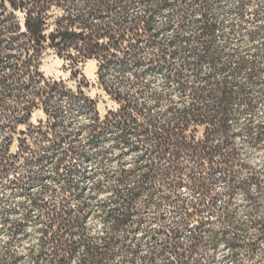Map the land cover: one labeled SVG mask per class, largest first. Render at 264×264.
<instances>
[{
  "label": "trees",
  "instance_id": "obj_1",
  "mask_svg": "<svg viewBox=\"0 0 264 264\" xmlns=\"http://www.w3.org/2000/svg\"><path fill=\"white\" fill-rule=\"evenodd\" d=\"M146 1L145 14L134 16L130 9L135 0H0V177L22 165L24 172L9 179L10 187L40 178L41 173H31V165L54 153L59 154L54 177L67 182L73 173L83 178L88 174L76 162L85 155L72 143L71 133L55 132L64 111L77 110L85 116L75 135L84 134L89 145L98 147L109 137L119 150L112 172L116 186L105 191L97 183L91 193L97 197L107 192L101 206L109 204L98 241L85 231L92 211L80 201L84 187L77 191L62 187L52 204L46 199L51 191L46 186L30 199L31 207L39 209L36 219L41 223L32 264H71L81 247L78 264H133L142 260L139 249L146 242L151 251L143 261L148 264H205L206 247L217 245L209 225V215L218 211V193L213 192L216 174L228 183L220 222L229 221L230 197L236 188L246 192L248 183L259 184L255 173L245 181L235 180V167L246 164L233 146V121L254 107L250 91L242 85L235 90L227 76L218 80L200 74L205 62L213 72L233 73L247 66L245 61L235 64L223 59L214 46L216 26L205 17L209 0ZM184 3L197 5L199 32L190 42L177 35L159 43L155 13ZM184 20L182 15L180 22ZM150 47L155 49L153 54ZM46 49L69 64L74 79L75 72L81 74L82 62L95 60V84L115 106L100 115L95 98L82 89L88 81H78L73 89L62 78L46 77L41 70ZM189 53L193 60L188 59ZM251 68L255 67H250L253 72ZM113 72L118 75L113 77ZM159 72L163 84L150 86L147 78ZM238 103L243 105L241 112L234 108ZM36 109L45 119L35 124L30 120ZM19 125L25 128L18 131ZM252 128L244 130L252 132ZM254 131L255 140L263 139V131ZM16 133L23 137L12 153ZM128 153L134 154L130 165L125 161ZM68 158L76 161L65 164ZM129 179L132 184L126 186ZM71 196L79 203L71 204ZM147 208L157 214L154 222L145 224L142 210ZM30 210L24 207L22 218L8 222L13 236L25 233ZM257 225L262 229L264 220ZM206 230L209 239L202 237ZM240 242L234 238L227 244L234 247ZM258 242L259 235L244 244L253 249ZM23 256L27 254L11 255L14 260Z\"/></svg>",
  "mask_w": 264,
  "mask_h": 264
},
{
  "label": "rangeland",
  "instance_id": "obj_2",
  "mask_svg": "<svg viewBox=\"0 0 264 264\" xmlns=\"http://www.w3.org/2000/svg\"><path fill=\"white\" fill-rule=\"evenodd\" d=\"M146 7H148V1L135 0L130 12L134 16H141L145 14ZM241 12H244V15H241ZM182 15L185 17L184 22H180ZM205 17L216 26L214 46L222 51L223 59H230L235 64L245 61L247 64L242 70L229 73L228 71L213 72L211 65L205 62L201 66L200 74L211 75V77L213 75L212 78L218 80L227 76L234 84L235 90H237L236 85H242L250 91V98L254 102V107L250 111L242 113L243 105L241 103L234 106L241 113L233 121V146L238 157L246 164V166L235 167V180L237 183L245 181L251 173H255L259 178L258 186L253 183L247 184L246 192L240 188L234 190L230 197L229 221L220 222L219 216L226 200L224 193L228 188V183L219 177V173L216 174L213 192L218 193L216 201L218 211L209 215V225L211 231L215 233L217 245L215 248L206 247L209 259L205 264H264V227L258 229V225L254 226L258 221L264 220V137L261 140L254 138L255 129L258 132H264V0H209ZM200 24V11L197 5H189V3L176 7L164 6L155 13L154 26L159 43L172 41L177 35L190 42L192 36L199 32ZM148 50L150 54H153L155 49L150 47ZM188 55V59H194L193 54L189 53ZM251 63H255V65L252 66ZM250 67H255L251 68L253 72H250ZM78 69L81 74L75 72L74 75L77 78L74 79L71 77L69 64L59 58L53 50L46 49L43 53L41 70L46 77L62 78L73 89H76L78 81L83 83L88 81L86 85L82 84V89L87 96L95 98L100 115H103L106 109L113 108L114 102L109 100L95 84L96 61H84ZM128 72H125V76L129 75ZM117 75V72H113V77ZM147 80L150 86L158 88L164 82V75L160 72L155 73ZM160 108V106L156 107L155 111L158 112ZM39 119L44 120L45 115L40 109H36L30 121L36 124ZM84 122L85 116L81 112L77 110L64 111L60 122L55 127L56 133L69 131L72 143L84 152V158L76 159L77 161L68 158L65 162V164H69L76 161L86 169L88 174L84 175V178L79 173H73L67 182H64L62 178L54 177V164L58 153L50 154L51 156L49 155L41 163L31 165V173L34 175L41 173L40 178L26 180L24 184L10 187L9 179H14L24 172L22 165H18L17 171L10 172L7 177H0V264H32L31 254L36 253L39 249L41 223L36 219L40 214L39 209L35 206L31 207L30 199L39 195L45 186L51 189L46 194V199L51 204L61 196L62 187H70L74 191L84 187L80 201L86 203L92 211L85 231L92 239L99 240L104 225V215L109 207V204L101 206V201L106 197L107 192H103L97 197L91 193L93 186L97 183H100L105 191L116 186V178L112 172L118 165L116 155L119 150L113 146V140L109 137L103 139L98 147H93L87 143L84 134L75 135ZM245 126L253 127L252 132L246 133ZM24 128V125H19L18 131ZM20 137L23 136L19 133L14 134L10 148L12 153L17 150ZM133 159V153H128L125 156L127 165H130ZM135 178H138V172H136ZM132 181L129 179L126 186L132 184ZM181 191L187 195V188L182 187ZM71 197V204L79 203L78 199ZM24 207L31 208L30 217L24 224L25 233L13 236L8 222L12 219L22 218ZM142 214L145 216L144 223L147 224L155 221L157 213L154 208H147L142 210ZM222 229L225 230L224 234L219 232ZM257 235H259V242L253 249H248L244 243ZM202 237L209 239L210 231H203ZM234 238L241 241L240 245L232 247L227 244V241ZM150 251L149 243H143L139 249L142 260L135 261L133 264H148L143 261V258H146ZM26 254L27 256H23L19 260H14L11 257V255ZM82 254L83 248L81 247L72 257L71 264H78V259ZM232 257L235 260H232Z\"/></svg>",
  "mask_w": 264,
  "mask_h": 264
}]
</instances>
